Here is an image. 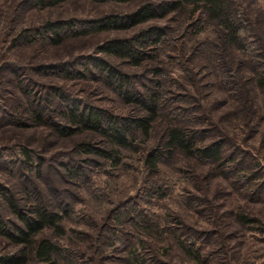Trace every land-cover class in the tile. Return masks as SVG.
I'll return each instance as SVG.
<instances>
[{
	"label": "rangeland",
	"instance_id": "1",
	"mask_svg": "<svg viewBox=\"0 0 264 264\" xmlns=\"http://www.w3.org/2000/svg\"><path fill=\"white\" fill-rule=\"evenodd\" d=\"M144 1L166 0H0V217L14 224L10 203L22 205L30 198L24 183L34 181L44 193L51 180L56 196L67 203L61 211L65 231L57 236L47 230L58 239L56 264H140L133 255L142 258L141 264H264V92L253 90V120L260 122L252 132L244 117L234 109L229 112L231 85L221 82L224 59L235 75L243 66L239 60L250 56L237 46H222L218 26L188 4L135 25L104 26V16L120 17ZM235 2L255 17L254 27L259 25L264 35V0ZM100 18L101 28L88 25ZM47 20L76 24L56 40L54 34H36ZM154 25L164 30L162 40L151 38L144 44L140 33ZM127 36L144 50L140 57L98 47ZM100 61L128 72L139 89L157 90L154 82L161 79L157 92L166 110L194 116L197 126L217 124L237 133L243 148L260 157L261 169L241 151L237 154L245 165L236 168L227 162L215 168L181 152L147 168L145 153L160 142L161 120L154 122L150 135L136 129L135 146L121 147L116 164L77 149L80 139L91 140L96 148L107 143L66 117L68 99L118 115L140 114L97 70ZM244 66L241 72L248 70ZM156 67L161 76L150 72ZM58 91L63 92L60 98ZM35 109L40 117L30 112ZM202 112L204 117H196ZM25 145L44 159L41 176H28L18 166ZM73 165L81 166L79 176L67 172ZM253 171L255 177L238 181L242 173ZM12 244L1 233L0 255L13 249ZM25 264L42 263L31 258Z\"/></svg>",
	"mask_w": 264,
	"mask_h": 264
},
{
	"label": "trees",
	"instance_id": "2",
	"mask_svg": "<svg viewBox=\"0 0 264 264\" xmlns=\"http://www.w3.org/2000/svg\"><path fill=\"white\" fill-rule=\"evenodd\" d=\"M184 4L190 5L194 11L203 12V14L207 15L208 21L212 22L214 26H218V38L222 46L227 44L237 46L247 51L250 56L239 60V63H243L241 67H245L244 65L248 64V70L241 72V67L237 68L235 75V69L227 65L226 59H224L223 71L226 75L221 78V82L224 85H231L230 95L233 108L229 112L234 109L233 113L238 112L237 116H242L246 119L244 123L248 126V129L252 130V132L256 131L260 121L258 118L253 120V117L257 116L255 114L256 108L254 107L256 95H253V92H255L253 90L259 88L264 92V35L259 25L254 27L253 20L255 21L256 19L251 17L246 7L239 2H235V0L144 1L137 8L120 15V17L110 14L102 19L104 20V26L135 25L155 19L157 16L176 10ZM261 15L264 16L263 12ZM100 19L97 22L90 21L88 25L92 28L94 26L95 29L101 28L99 23H101L102 19ZM75 24L76 22L70 23L63 20H47L42 27L37 28L36 34L46 33L50 36L54 34L57 40L61 32L69 33L70 29L75 27ZM163 33V29L154 25L142 31L139 39L144 44L146 40L150 41L151 38L155 42H160ZM98 47L123 56H130L133 59H136L134 58L135 56L140 57V52L144 53V50L140 51L138 45L134 46V40L129 36L107 39L104 44ZM136 61L137 63L139 62L138 60ZM95 67L108 78L109 82L117 90L121 91L126 100L133 102L138 107L140 114L118 115L101 106L89 103L84 104L82 101V103H73L75 100L68 99V101L72 102H68L66 106L64 112L66 117L79 128L98 134L107 143L105 148H96L91 140L80 139L75 145L80 151L112 158L114 164H116L120 162V155L117 152L121 147L132 148V146H135L134 131L136 129H140L144 135H150L154 122L161 120L163 125L160 142L145 153L143 163L147 168H156L160 159L166 155L173 156L176 152L183 153L185 157L208 161L215 168H221L223 162H227L228 166L231 165L236 168L237 166L245 165L244 159L237 154L241 151L250 154L252 162L258 169H261L260 157L250 152L247 148H243L237 133L231 134L228 129L217 124H213L211 127L197 126L194 116L181 117L179 116V111L166 110L157 92L163 84L161 79L154 82L157 90L150 86L139 89L131 84V75L128 72L118 70L105 61L96 62ZM150 72L161 76L159 67ZM62 93L58 91L56 96L60 98ZM41 106L43 107L44 105ZM30 112L35 118L41 116L38 109ZM203 114V112L199 113V116L196 117L202 118L204 117ZM259 116L261 115L259 114ZM60 131L63 130L60 129ZM233 134L236 136L234 137ZM20 151L22 157L18 161V166L21 170L24 171L23 168H25L30 173L27 174L28 176H41L44 169L43 166H45L44 159L37 152L35 154L26 145L22 146ZM66 170L71 177L79 176L82 171L81 166L78 165L77 167L74 165L69 166ZM219 171L227 172L224 169ZM247 175L255 177V171L248 174L242 173L241 176L243 177L238 181L246 180ZM27 182L24 183V191L30 198L25 199V204L10 203L11 198L8 195L9 203L12 205V210L16 217L15 223L7 225L5 220L0 217V234L4 233L10 242L13 243V249L0 255V263L25 264L33 258L38 263L56 264V254L60 252L59 244L56 241L58 239H53L52 235L47 233V230H51L57 236H60L65 231L61 223L63 218L61 211L66 208L63 206H67V203L61 195L56 196L59 193L55 194L56 187L51 180L48 181L49 184L46 185L47 189L44 193L40 192L34 181ZM246 219L249 220L248 217ZM131 259L133 262L142 263V258L138 255H133Z\"/></svg>",
	"mask_w": 264,
	"mask_h": 264
}]
</instances>
